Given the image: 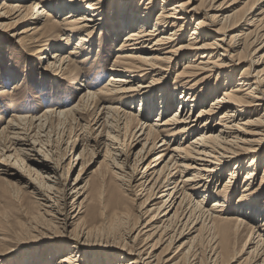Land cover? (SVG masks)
Instances as JSON below:
<instances>
[{
  "label": "bare ground",
  "instance_id": "6f19581e",
  "mask_svg": "<svg viewBox=\"0 0 264 264\" xmlns=\"http://www.w3.org/2000/svg\"><path fill=\"white\" fill-rule=\"evenodd\" d=\"M109 3V10L106 3L98 0H2L0 3V19L18 12L11 23L2 22V27L9 26L10 35L20 45L24 39L29 40L36 53L50 50L43 37L51 33L63 37L66 43L82 33L75 46L67 50V55L52 52L44 58L42 69L54 75L66 72L73 75L72 65H80L87 58L97 59L101 42L106 40L112 44L114 37L125 32L116 47L118 52L113 56L111 67L107 68L110 74L105 83L80 92L77 101L68 108L46 109L39 115L11 114L0 126V172L21 180L24 192L33 193L43 214L50 216L48 222L40 221L26 230L35 234L46 232L50 236L53 229L59 232L55 236L62 238L56 243L61 244L60 247H53L55 252L40 264H178L181 260L184 264H201L204 250L200 248L201 242L197 243L201 233H204L213 264L219 263L232 239L241 237L244 242L239 255L247 253L245 259H250L249 264H264V218L254 222L264 217V197L258 198L264 193V165L261 170L259 168L264 145V74H251L252 66L264 59V52L254 55L264 49V0H258L246 10L247 29L236 34L251 47L259 43L250 54L253 57L249 66L243 68L239 76L234 71L241 56L239 52L235 55L232 52L238 49L240 41L237 42L234 35L228 37L231 28L224 25L233 13L219 14L222 18H218L216 14L209 16L205 12L195 19V26L186 40L183 34L188 20L191 22L199 14L198 6L186 10L188 2L184 0H162L160 3L156 0H111ZM157 4L161 9L150 20ZM219 7L212 9L219 12ZM32 8L34 13L30 16ZM64 10L67 12L57 19L59 12ZM21 35L24 36L21 38ZM96 37L99 40L95 41ZM73 55L77 58L73 59ZM7 75L13 79L18 77L10 68ZM223 75L224 80L221 79ZM147 77L150 78L148 82L141 84V79ZM12 83L11 90H7L10 87L2 88L0 94L13 93L20 85ZM176 92L180 93L177 98ZM211 95L215 97L206 106ZM136 102H140L143 111L145 108L141 117L138 116L141 108L136 114L127 110ZM175 102L179 108L166 116ZM92 109L97 110L98 115L95 116L96 133L89 123L82 126L79 122ZM153 113L156 117L149 122ZM64 124L68 130L73 125L75 130L82 127L85 142H93L90 146L98 151L105 150V156H110L114 181L134 195L141 196L145 192L141 201L143 207L157 200L153 207L143 211V222L139 223L137 233L132 237L138 222L135 221L134 230L125 233L128 241L112 246L116 253L104 255L105 262L99 261L100 258L94 262L96 253L83 251L81 242L71 234L77 229L80 214L92 208L93 198L85 185L80 184V175L87 164L79 161L89 143L81 144L83 148L72 155L67 167L68 174L74 163L76 166L80 163L69 192L60 188L62 172L59 176L58 172L62 163L54 156L58 147L48 143L43 149L40 132L44 131L50 140L55 126ZM66 133L67 130L62 132ZM190 135L193 136L184 142L183 139ZM68 141L62 157L67 154ZM138 145L139 149L134 151ZM151 154L155 155L146 163ZM226 170L229 171L227 180L221 184L218 181ZM241 171H245L242 189L231 209L230 196L241 186L238 183ZM187 173L189 175L184 176ZM215 181L217 187L211 190ZM137 187L139 192H136ZM198 194L202 195L201 199L197 198ZM212 196L215 199L207 206L205 202ZM70 197L71 209L66 211ZM53 201L59 205L58 213L62 217L52 213ZM70 225L72 229L65 233ZM78 232L84 233V229ZM192 233L196 234L191 236ZM144 234L145 240L139 244ZM151 240L150 250L145 252L146 248L142 247ZM165 242L163 255L157 258L154 248L159 246L157 243ZM40 245L36 244L35 248ZM171 248L174 249L172 253ZM246 248L249 250L245 251ZM67 250L69 253L65 252ZM60 251L63 254L57 256ZM7 252H0V256L9 255ZM32 253L27 251L29 259L36 256ZM91 253L93 259H88L92 258Z\"/></svg>",
  "mask_w": 264,
  "mask_h": 264
},
{
  "label": "rangeland",
  "instance_id": "374dc122",
  "mask_svg": "<svg viewBox=\"0 0 264 264\" xmlns=\"http://www.w3.org/2000/svg\"><path fill=\"white\" fill-rule=\"evenodd\" d=\"M1 1L2 0H0V3ZM98 1L106 3V5H108V7L106 8H108V10L110 9L111 3L109 2L111 0ZM156 1L160 3L162 0ZM184 1L188 2V4L185 6L186 10H189L191 7L194 6L199 7V14L196 17L192 18L191 22L188 20L187 30L183 34L184 39L186 40L189 37V31L192 30L195 26V19L198 17H202L205 12H208L209 16L213 14L219 16V14L225 15L226 13H233L230 15L228 21L224 22V25L227 28H231L228 31V37L230 35H234L235 40H237V42L240 41V46H238V49L236 48V50L232 52V54L234 55L236 54V52H239L238 54L241 56V59L239 61L240 63L236 65V67H238L234 71V74L236 76H239L241 70L249 66L250 60L253 57V55L250 54L254 51V49L258 46L259 43L251 47L247 41L242 40V36L238 38L236 37V34L243 32L247 29V24H249V18H246L244 14L246 10L251 8V6H254L258 0ZM48 4L49 2L44 4V6H47ZM160 6L161 5L159 4L156 5V8L152 11L150 15V20H153L154 15L160 11ZM213 6H220L219 10L221 11H214V9H212ZM66 12L67 10L59 12L57 19H60ZM33 13L34 8H32V10L30 9L29 15L32 16ZM16 14H18V12H16L9 18L0 19V90H2V88L9 87L10 89L7 90H11L13 81L14 83L19 82L20 84L17 89L13 90V93H10L8 95L0 94V126L5 124V121L11 116V114L39 115L42 114L43 111L46 109L50 111L51 109H57L58 107L68 108L69 105L77 101L80 92H84L89 89H95L105 83L107 80V76L110 74L108 73L107 68L109 69L111 67L114 58L113 56L115 53L118 52L116 47L119 45L118 43L121 41L122 36L125 34V32H122L117 37H114V39L112 40V44H108L106 40L104 43L101 42V50L99 51V57L97 59L87 58L80 62V65L76 64L77 67L75 65H72V69L74 70L73 75L67 72L66 73L68 75L66 73H59L58 75H54L52 72L42 69L45 60L44 58L48 57L52 52H57L58 54H61V56L67 55V50L75 46L78 35H81L82 33H77L74 37H71V39L67 43L65 39H62L63 37L59 36L56 33H51L48 36L43 37L47 44H49L50 50L36 53V48L28 43L29 40L24 39V41L21 42L20 45L18 44V41H16L14 37L10 35L12 31L8 29L9 26L6 25L5 27H2V22L5 24L11 23L12 19L15 18L14 16ZM222 15H220L218 18H222ZM205 20L206 22L209 21V19ZM208 31L210 33H213L210 30ZM23 36L24 35H21V38ZM97 39L99 40V38L96 37L95 41ZM182 40L183 39L179 40L178 42H181ZM53 45L54 47H52ZM58 45L62 46V48L55 49V47ZM96 49L97 45L94 46L93 50L95 51ZM262 52H264V49H261L260 51L256 52L257 54L254 53V55H260ZM73 56V59L77 58L76 55ZM234 58H236V56ZM187 60L188 59H184L183 61ZM228 61H231V59H228ZM234 61H232V63ZM8 68H10V70H13L18 77L15 79L9 77L7 75ZM255 72H260L259 75L264 74V59L260 63L252 66L251 74ZM172 76L173 73L172 75L170 74V79ZM149 79V77H147L146 80L141 79L140 83L145 84L148 82ZM221 79H226L225 75L221 76ZM86 81H89V83ZM136 82L138 83V80H136ZM178 95H180V93L176 92L175 97L177 98ZM214 97V95H211L207 99L206 106ZM177 105L178 104H176L175 102V105L171 109H169V111L166 113V116H169L171 112H173L175 109H178L179 107ZM127 106L128 105H126V109ZM131 106L129 105L127 110H130L134 114L138 112V108H141L139 111L140 114L138 115L139 117L143 116L146 112L145 108L143 111L140 102H136ZM198 110L199 108L195 109L194 111L197 112ZM96 112L97 110L94 112L93 109L89 110V112L87 111L86 114H84L83 116L84 119L79 120L80 124L84 126L86 125V123H89L90 127L96 130V128H98V123L96 124V117L98 115H96ZM255 112H258V110H256ZM154 117H156V114L153 113L152 117L150 115L149 122H152ZM55 127L56 128L54 135L52 132L50 140L48 136L44 135V131L40 132V137L42 140V145L44 144L43 149L46 148V145L48 143H53L58 147V153L56 152V155L54 154V156L56 159H60L62 163V169L58 172V176L62 172V176L60 177V188H65L67 192L70 191L69 188L71 187L73 179L75 178L80 168V163L77 166L74 163L72 165V169L67 174V167L72 161V155H75L76 153H79L81 151V149L83 148V146L81 145L82 143H89V146L85 145V150L82 151L81 160L79 161H83L82 163L84 165L87 164L85 165V170L80 175L82 178L80 184L85 185L87 192L90 194L89 196L93 198V201L90 204L92 208L91 210H86L85 212L80 214L77 229L73 230L71 234L75 235L73 238H76V240H79L81 242V249L83 251L90 250L96 253L94 259L93 253H91L92 258L88 259H93L94 262H98L97 258H100L99 261L104 260L105 262L106 257L104 255H111L116 253V249H113L112 246H115V244H122L123 241H128V239L125 238V233H131L134 230L135 227L133 228L132 226L135 221L138 222L136 225V229L132 233V237L137 233V231L140 229L139 223L141 224V222H143V211L145 209L153 207L155 205L154 203L157 200L153 198L154 200L150 201L149 203H147L148 205L146 204V206L143 207L141 201L143 200L142 195L145 192H143L141 196L137 194L134 195L133 191L126 190L125 187L120 186L117 181H114L111 176L112 169L109 163L110 156H105L104 149L98 151L96 147L90 146V144H93V142H85L82 127L78 126L76 130L74 129V125L72 126L71 130H68V126L65 124L59 126L56 125ZM93 129L92 131H94ZM65 130H67V133L66 135H63L62 132ZM69 131L71 132L70 138L68 137ZM96 132L97 130L95 131V133ZM192 136L193 135H190L186 139H183L184 142L189 141ZM67 140H69L67 144L68 151L66 156L62 157L64 152L63 149L66 146ZM64 141L65 143L63 144ZM139 147L140 145L136 146L134 151L139 149ZM261 150L262 158L259 163L260 170L261 168H263L264 165V145L262 146ZM8 153L9 151H6V154ZM1 155L2 154L0 153V158H2ZM154 155L155 154H151L150 157L147 159L146 163L150 162ZM73 158L75 159L76 157L74 156ZM49 164L51 165V163ZM227 170L226 173L225 171L224 173H222L221 178L218 181L219 183L223 184V182L227 180V174L229 172ZM41 171L43 175H46V172H44V170ZM244 172L245 171H241L240 177L238 178V183H241ZM187 175H189V173L184 176ZM216 182L217 181L212 184L211 190H214V188L216 189ZM23 184L24 183L21 182V180H19L17 177H8L0 172V236L3 237V240L0 238V252L4 253L8 250L13 251L10 254L7 252V254L9 255L0 256V264H40V261L42 259L47 258V256H51L53 254L52 252H55V250L52 249L53 247L59 248L61 245H56V243H60L59 240L62 239L61 235L55 236L57 233H59L58 231H53L52 229V233L49 236L46 232L42 234H35L26 230L27 228L34 226L40 221L48 222L47 219L50 218V216L43 214V210L41 209L42 206H39L35 202L33 193L24 192V188L20 187ZM240 185L241 186L239 187L238 191L234 192L230 196L232 202L231 209H234V203L237 200L239 191H241L242 189V183ZM138 189L139 187L136 188V192H139ZM42 191H44V189ZM193 197H195V195ZM263 197L264 193L260 194L258 198L263 199ZM197 198L201 199L202 195L198 194ZM214 199L215 197L212 196L205 202V204L207 206L211 205ZM70 200L71 197L67 200L68 206H66V211H69L71 209V205L69 204ZM53 204V209H49L52 211V213L54 212L55 217H62L58 213L60 207L57 202L53 201ZM250 204L252 205L253 203L251 202ZM234 215H237V213ZM262 218L264 217L260 216L256 220H254V222L258 223L261 221ZM72 226L73 225L68 226L66 228L65 233H69V230L72 229ZM78 229H84V233L78 232ZM86 232H88V234ZM78 234L80 236H77ZM194 234L196 233H192L191 236ZM145 237L146 234L141 236V238L139 239V244L143 243ZM153 240L149 241L147 245L142 247V249L146 248L145 252L150 250V246L148 245ZM72 241L73 239L71 240V242ZM198 242H201L200 246L202 247L200 248H203L202 250H204L202 254L201 264H213L212 259H210L209 256L210 254H208L209 246L206 243V239H204V233L200 234L197 243ZM243 242V237L236 240L232 239L230 247L227 251H223L221 257L219 258L218 264H249L250 259H245L247 257V253H242L241 255H239ZM36 244L41 245L35 248ZM157 244L159 246L154 248V253L157 254V258H161L165 249L166 242ZM171 250V253L174 252L173 248H171ZM248 250L249 248L245 249V251ZM27 251H32V254H35L36 256L33 259H29ZM65 252L69 253L68 250ZM61 254L63 253L60 251L57 252L56 255L58 256ZM57 256H55L56 260ZM154 262L155 261H153V263ZM112 263L113 262H111L110 264ZM184 263V260L178 262V264ZM104 264H106V262Z\"/></svg>",
  "mask_w": 264,
  "mask_h": 264
}]
</instances>
